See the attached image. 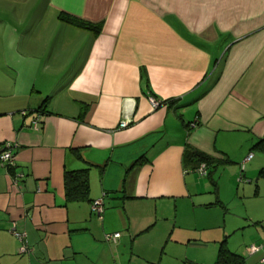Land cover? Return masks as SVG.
<instances>
[{"label":"crops","instance_id":"obj_1","mask_svg":"<svg viewBox=\"0 0 264 264\" xmlns=\"http://www.w3.org/2000/svg\"><path fill=\"white\" fill-rule=\"evenodd\" d=\"M262 139L264 0H0V143L15 153L0 164V264H217V239H186L211 208L202 180L216 181L185 147L240 181L264 168ZM85 169L88 200L66 201L64 173ZM256 234L259 251L236 249L246 264H264Z\"/></svg>","mask_w":264,"mask_h":264},{"label":"rangeland","instance_id":"obj_2","mask_svg":"<svg viewBox=\"0 0 264 264\" xmlns=\"http://www.w3.org/2000/svg\"><path fill=\"white\" fill-rule=\"evenodd\" d=\"M254 154L261 153L256 151ZM259 160L256 157L253 162ZM231 166L233 165H225L224 171L222 167L218 172L213 169L216 187L210 185L207 178L202 180L203 194L199 196V200L208 199L207 201L212 202L211 208L196 211V217L203 216L202 226L205 230L200 232L196 229L194 236L188 235L186 239L192 237L196 241H209V245H212L213 240L208 239H217L218 244L226 239L230 249L234 252L240 249L242 252L245 247L249 248L255 242L256 229L262 230L264 227V174L259 175L260 166L256 171L245 172L242 180L236 181L233 179L235 172H229ZM189 217L187 215L184 218L185 223L190 221Z\"/></svg>","mask_w":264,"mask_h":264},{"label":"trees","instance_id":"obj_3","mask_svg":"<svg viewBox=\"0 0 264 264\" xmlns=\"http://www.w3.org/2000/svg\"><path fill=\"white\" fill-rule=\"evenodd\" d=\"M59 18L62 21L86 29L98 31L100 26L82 21L68 14L61 13ZM161 105V102L159 106ZM252 150L264 152V139L259 140L252 147ZM184 162L192 167L193 170L201 163H205L207 168L212 167L208 176L212 178L213 169L217 165L227 163L228 161H216L208 154L197 150L190 145H186L183 154ZM140 161V160H139ZM264 174V168L259 170V175ZM64 187L66 201L88 200V175L87 169L77 171H66L64 173ZM217 264H246L244 257L229 250L225 241L220 242L217 253Z\"/></svg>","mask_w":264,"mask_h":264},{"label":"built area","instance_id":"obj_4","mask_svg":"<svg viewBox=\"0 0 264 264\" xmlns=\"http://www.w3.org/2000/svg\"><path fill=\"white\" fill-rule=\"evenodd\" d=\"M149 102L152 106L153 109L157 108L160 104V101L157 100L154 97H150L149 98ZM26 112L23 111L22 114L24 115ZM129 120L126 119H121L119 121V127L120 128H125L126 126H128L129 124ZM195 122H193L191 124V126H195ZM41 126V122L39 118H35L32 122V128L34 130H38ZM13 144L11 142H2L0 143V164L4 165V166H14V157H15V153H14V148H13ZM253 157V154L250 153L245 160L243 161H249L251 158ZM244 165L242 164V169H243ZM195 171L202 175V176H206L208 175V168L206 166L205 163H201L199 166H197V168L195 169ZM23 176L22 173H17L13 179V183L14 185H16L18 183V181L20 180V178ZM91 209L92 212L96 213L99 217L101 216V213L103 212V202L101 199H96L92 202L91 205ZM9 232L19 241V253L20 254H27L31 252V248L28 245V240H27V234L26 232L19 228L18 224L16 222H12L10 228H9ZM120 237V233L119 232H115V233H106L104 235V239L107 242H114L116 243L117 240ZM261 248V246H251V252H257L259 251V249ZM262 262H264V258H262L261 260Z\"/></svg>","mask_w":264,"mask_h":264}]
</instances>
